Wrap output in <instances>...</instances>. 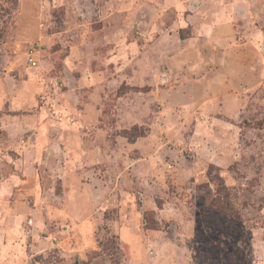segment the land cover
<instances>
[{"label":"rangeland","instance_id":"rangeland-1","mask_svg":"<svg viewBox=\"0 0 264 264\" xmlns=\"http://www.w3.org/2000/svg\"><path fill=\"white\" fill-rule=\"evenodd\" d=\"M9 1L0 264H264V0ZM74 182L101 221L68 255Z\"/></svg>","mask_w":264,"mask_h":264},{"label":"crops","instance_id":"crops-1","mask_svg":"<svg viewBox=\"0 0 264 264\" xmlns=\"http://www.w3.org/2000/svg\"><path fill=\"white\" fill-rule=\"evenodd\" d=\"M78 144H81L83 147V143L81 140L77 138L73 139L71 141V149H76ZM83 149L84 151H87L89 148ZM86 190L87 189L81 188L80 183L74 182L73 186L71 187V192L68 195V197L70 198L69 203L72 205V207L70 208V213L67 214L64 218L65 223L68 224V226L65 230V236L59 240V244L57 245H66L71 243L72 248L70 247V249H72V252H66V254L68 255L86 254L94 250L95 247L94 232L101 221V214L98 213L97 215H93L91 205L95 204V199L94 197H92L91 199L89 193ZM95 196L97 200L96 205L101 206L102 201L105 198L103 192H99ZM84 205L87 206V209L84 207ZM85 225H87L88 227L83 235L80 233V229ZM117 234L122 247L129 248L131 252H134L133 254H135V258H139V260H142L144 256L145 245L143 244L141 234L136 228V225L131 223H124L120 226Z\"/></svg>","mask_w":264,"mask_h":264},{"label":"built area","instance_id":"built-area-1","mask_svg":"<svg viewBox=\"0 0 264 264\" xmlns=\"http://www.w3.org/2000/svg\"><path fill=\"white\" fill-rule=\"evenodd\" d=\"M27 62L31 67L37 66L38 57L40 55V45L35 44L31 46L27 51Z\"/></svg>","mask_w":264,"mask_h":264},{"label":"trees","instance_id":"trees-1","mask_svg":"<svg viewBox=\"0 0 264 264\" xmlns=\"http://www.w3.org/2000/svg\"><path fill=\"white\" fill-rule=\"evenodd\" d=\"M9 3H10V6H11V8H10L11 11H14L16 9V7H17V0H10Z\"/></svg>","mask_w":264,"mask_h":264}]
</instances>
